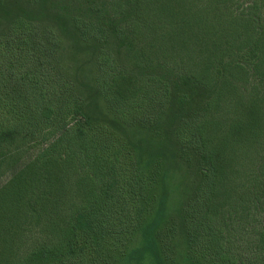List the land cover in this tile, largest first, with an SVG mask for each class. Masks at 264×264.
<instances>
[{
	"label": "trees",
	"instance_id": "obj_1",
	"mask_svg": "<svg viewBox=\"0 0 264 264\" xmlns=\"http://www.w3.org/2000/svg\"><path fill=\"white\" fill-rule=\"evenodd\" d=\"M184 1H0V264H264V0Z\"/></svg>",
	"mask_w": 264,
	"mask_h": 264
},
{
	"label": "rangeland",
	"instance_id": "obj_2",
	"mask_svg": "<svg viewBox=\"0 0 264 264\" xmlns=\"http://www.w3.org/2000/svg\"><path fill=\"white\" fill-rule=\"evenodd\" d=\"M3 5H6L9 2H13V0H0ZM203 3H206L205 0H185L184 8L179 7V4L176 6L175 10L172 11L177 12L178 14L181 12H185L188 15H183V20L180 21V33L182 35H186L190 37V41L188 42V47L190 49V53L195 55H200L199 47L197 43L194 42L193 37H196V33H200L202 30V26H204V22H207V17H210V9L207 6H204ZM4 15L0 12V40L4 37V33L7 31ZM185 17V18H184ZM209 34L206 35V38ZM3 45L0 43V53L3 49Z\"/></svg>",
	"mask_w": 264,
	"mask_h": 264
}]
</instances>
